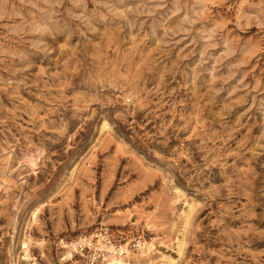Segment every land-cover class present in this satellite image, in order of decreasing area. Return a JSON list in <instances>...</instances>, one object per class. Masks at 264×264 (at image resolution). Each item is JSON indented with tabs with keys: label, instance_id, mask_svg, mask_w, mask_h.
<instances>
[{
	"label": "rangeland",
	"instance_id": "374dc122",
	"mask_svg": "<svg viewBox=\"0 0 264 264\" xmlns=\"http://www.w3.org/2000/svg\"><path fill=\"white\" fill-rule=\"evenodd\" d=\"M101 227L264 264V0H0V264Z\"/></svg>",
	"mask_w": 264,
	"mask_h": 264
},
{
	"label": "built area",
	"instance_id": "2783aa9c",
	"mask_svg": "<svg viewBox=\"0 0 264 264\" xmlns=\"http://www.w3.org/2000/svg\"><path fill=\"white\" fill-rule=\"evenodd\" d=\"M67 245H63V249L69 250L71 257L62 256V264H132L131 251L139 253L142 243L140 238L131 244L115 240L108 228L101 227L71 240Z\"/></svg>",
	"mask_w": 264,
	"mask_h": 264
},
{
	"label": "bare ground",
	"instance_id": "6f19581e",
	"mask_svg": "<svg viewBox=\"0 0 264 264\" xmlns=\"http://www.w3.org/2000/svg\"><path fill=\"white\" fill-rule=\"evenodd\" d=\"M25 162H26L27 164L34 165V161L31 160L29 157L25 158ZM173 193H174V192H173ZM25 240H26V239H25ZM29 243H30V242L27 240V241H24V242L22 243V245H21V249H22V251H23V253H24V260H26V261H31V259H30V255H29ZM39 245H42V242L39 243ZM64 246H68V245L65 244ZM145 247H147L146 244H142V245H141V250H140V252H139L141 257L134 259L135 261H133L132 264H134V263H135V264H146V259H148V258L150 257V255H151V253H152V250H154L155 247H154L153 245H150L149 247H147L146 250H145ZM125 251H126V248H125ZM65 254H66V255H65L66 258L71 257V254H70V251H69V250H67ZM126 254H127L128 257H130L128 251H126ZM146 256H148V257L146 258ZM133 257H134V256H133ZM133 257H132V258H133ZM150 258H151V257H150ZM32 264H36V263H35V262H32ZM165 264H169V262L167 263V261H166Z\"/></svg>",
	"mask_w": 264,
	"mask_h": 264
}]
</instances>
